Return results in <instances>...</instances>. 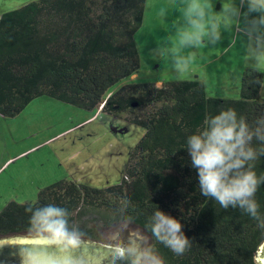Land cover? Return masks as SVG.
Instances as JSON below:
<instances>
[{
  "label": "trees",
  "instance_id": "16d2710c",
  "mask_svg": "<svg viewBox=\"0 0 264 264\" xmlns=\"http://www.w3.org/2000/svg\"><path fill=\"white\" fill-rule=\"evenodd\" d=\"M146 9L147 0H36L0 14V116L15 118L33 101L50 98L88 112L103 105V114L144 134L118 184L99 189L63 179L31 202L12 200L0 212V237L25 235L26 209L55 203L89 241L96 223L143 229L164 264H258L264 230L239 209L200 195L183 148L221 109L234 108L250 124L264 116L263 86L254 83L264 73L251 68L242 75L239 99L209 97L198 79L128 83L142 64L136 34ZM255 170L264 174V157ZM256 197L264 212V185ZM157 208L181 222L190 240L183 255L146 227Z\"/></svg>",
  "mask_w": 264,
  "mask_h": 264
},
{
  "label": "rangeland",
  "instance_id": "374dc122",
  "mask_svg": "<svg viewBox=\"0 0 264 264\" xmlns=\"http://www.w3.org/2000/svg\"><path fill=\"white\" fill-rule=\"evenodd\" d=\"M33 1L36 0H0V14ZM184 2L147 0L146 19L136 34L142 64L138 73L127 82L198 79L205 83L209 97L239 99L242 75L252 64L241 25L234 23L222 27L221 39L214 44L205 42L199 48L182 49L175 43V34L183 24ZM226 2L212 0L217 12ZM174 52L193 56L189 70L183 76H177L172 67ZM261 98L264 100V86ZM86 116L91 119L78 126L80 128L67 131L66 136L64 132L59 135L65 129L76 127ZM143 135L142 128L124 120L101 112L89 114L58 100L39 98L15 118L0 116V191L7 192L13 172L27 166L33 170L42 168V172H47L45 175H50L48 181L43 175L44 185L55 182L56 174L99 189L116 185L122 179L130 151ZM66 142L67 147L63 145ZM57 157L53 163V158ZM37 192L29 191L27 196L13 193V198L25 203L34 200ZM0 199L4 200V197ZM2 208L0 205V210ZM93 227L95 240H86V243L114 249L117 242L136 241L138 234L143 233L151 244L148 235L130 224L105 227L96 223ZM14 237L24 238L14 235L0 237V241Z\"/></svg>",
  "mask_w": 264,
  "mask_h": 264
},
{
  "label": "clouds",
  "instance_id": "9594fccd",
  "mask_svg": "<svg viewBox=\"0 0 264 264\" xmlns=\"http://www.w3.org/2000/svg\"><path fill=\"white\" fill-rule=\"evenodd\" d=\"M182 17L183 24L175 34V43L182 49L199 48L205 42L214 44L221 39L222 27L240 24L248 42L250 67L264 73V0H227L219 12L212 0H185ZM192 59V54L173 53L172 67L177 76L189 70ZM254 83L264 86V79L258 77ZM102 106L98 109L101 112ZM183 149L196 172L200 195L225 210L239 209L264 230V212L256 197L264 185V174L255 170V162L264 157V116L250 124L234 108L221 109L206 117L202 129L187 136ZM26 212L30 215L23 236L29 243L15 254L19 264H94L86 251V234L70 227L66 208L48 203L29 207ZM146 227L177 256L190 245L181 222L159 208ZM138 236L136 241L114 246L119 260L125 264H164L147 237L143 233Z\"/></svg>",
  "mask_w": 264,
  "mask_h": 264
},
{
  "label": "crops",
  "instance_id": "0c3cea01",
  "mask_svg": "<svg viewBox=\"0 0 264 264\" xmlns=\"http://www.w3.org/2000/svg\"><path fill=\"white\" fill-rule=\"evenodd\" d=\"M82 111H84V110H82ZM85 112H88V111H85ZM97 112H101V111L97 110L95 112H88V113L89 114H91V113H94L95 114ZM90 117L91 116H86L85 118L81 119L80 122H78L76 124V127H70L69 129H65L62 132H60L59 135L64 132L63 135L66 136V134L68 133L67 131L71 132L72 130H75V129L80 128L78 126H81L84 123L88 122L91 119ZM74 143H76V141ZM63 145L65 147H67V142L64 143ZM23 153H25V152H23ZM59 157L53 158V161L52 162L54 163V159H58ZM60 168H61V166H60ZM46 173L47 172H42V168L33 170L29 166H27L26 168H21L18 171H14L13 172V177L11 178V181H12L11 182V187H8L9 190L7 192L0 191V198L1 197H4V200H1L0 199V205H2V207L4 208L5 205L7 203H9L10 201H12V200L17 201L15 198H13V193H15L16 195L24 194V195L27 196V195H29L28 194L29 191H35V190H37L38 191L37 192V195H38L39 191L42 188H44V187H46V186L54 183V182H52V183H50L48 185H44L43 175H45ZM56 176H57V179H56L55 182L60 181V180H63V179H67V177H68V176H59L58 174H56ZM45 178L48 181L49 178H50V175H45ZM7 181H8V179H6V183H7ZM75 182L80 183L79 181H75ZM8 197H10V198H8ZM31 201H33V200H30V201H27V202H31ZM0 212H1V210H0Z\"/></svg>",
  "mask_w": 264,
  "mask_h": 264
},
{
  "label": "water",
  "instance_id": "95a60500",
  "mask_svg": "<svg viewBox=\"0 0 264 264\" xmlns=\"http://www.w3.org/2000/svg\"><path fill=\"white\" fill-rule=\"evenodd\" d=\"M28 243V240L18 237L0 241V264H19L15 254L20 247L26 246ZM90 247H94V249H89ZM11 250L14 252L9 253ZM86 251L90 252L94 264H125L115 255L113 248L86 243ZM256 261L258 264H264V242L258 250Z\"/></svg>",
  "mask_w": 264,
  "mask_h": 264
},
{
  "label": "flooded vegetation",
  "instance_id": "af4514ba",
  "mask_svg": "<svg viewBox=\"0 0 264 264\" xmlns=\"http://www.w3.org/2000/svg\"><path fill=\"white\" fill-rule=\"evenodd\" d=\"M135 227V226H134ZM136 228V227H135ZM138 228V227H137ZM138 229H140V230H142L144 233H145V231L143 230V229H141V228H138ZM146 234V233H145ZM150 238V237H149ZM118 243H120V242H117L116 244H118ZM122 243H126L125 242V240H122Z\"/></svg>",
  "mask_w": 264,
  "mask_h": 264
}]
</instances>
